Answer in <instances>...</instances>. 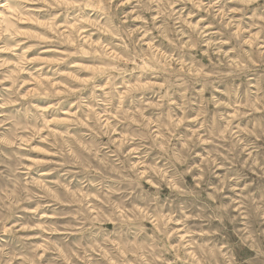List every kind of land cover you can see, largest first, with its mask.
I'll return each instance as SVG.
<instances>
[{
    "label": "clouds",
    "instance_id": "9594fccd",
    "mask_svg": "<svg viewBox=\"0 0 264 264\" xmlns=\"http://www.w3.org/2000/svg\"><path fill=\"white\" fill-rule=\"evenodd\" d=\"M0 14V264H264V0Z\"/></svg>",
    "mask_w": 264,
    "mask_h": 264
},
{
    "label": "rangeland",
    "instance_id": "374dc122",
    "mask_svg": "<svg viewBox=\"0 0 264 264\" xmlns=\"http://www.w3.org/2000/svg\"><path fill=\"white\" fill-rule=\"evenodd\" d=\"M123 7H128L127 5H124ZM15 10H13L14 12ZM3 20V14H0V21ZM33 23L31 20H25L21 23V28H25V26L27 24H31ZM34 53H36V49H32L29 52V57H30V63L33 61H36L38 59L42 60L45 58L51 59L52 57L48 56V54L46 52H42L39 55H35ZM45 156V153L42 152H37L35 148L32 149V155L29 156V163L32 160H38V159H42ZM38 167H44V165H38ZM29 171H33V169L29 168ZM49 215H51V213H49ZM7 238V237H6Z\"/></svg>",
    "mask_w": 264,
    "mask_h": 264
}]
</instances>
